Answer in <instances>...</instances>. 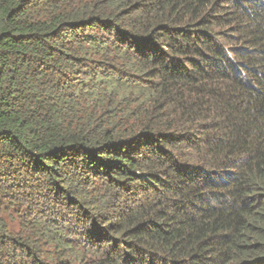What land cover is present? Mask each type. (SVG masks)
I'll use <instances>...</instances> for the list:
<instances>
[{
    "label": "trees",
    "instance_id": "trees-1",
    "mask_svg": "<svg viewBox=\"0 0 264 264\" xmlns=\"http://www.w3.org/2000/svg\"><path fill=\"white\" fill-rule=\"evenodd\" d=\"M0 264H264V0H0Z\"/></svg>",
    "mask_w": 264,
    "mask_h": 264
},
{
    "label": "rangeland",
    "instance_id": "rangeland-1",
    "mask_svg": "<svg viewBox=\"0 0 264 264\" xmlns=\"http://www.w3.org/2000/svg\"><path fill=\"white\" fill-rule=\"evenodd\" d=\"M43 195L41 191H29L24 197L23 201L25 206H27V214L31 219H37L46 221L51 217L56 216L59 213V218L63 215V220L69 221L67 218L69 214L65 216V209L62 205H59L58 201H49V199H44L40 197ZM45 195V194H44Z\"/></svg>",
    "mask_w": 264,
    "mask_h": 264
}]
</instances>
